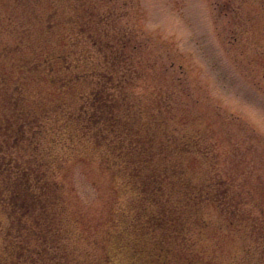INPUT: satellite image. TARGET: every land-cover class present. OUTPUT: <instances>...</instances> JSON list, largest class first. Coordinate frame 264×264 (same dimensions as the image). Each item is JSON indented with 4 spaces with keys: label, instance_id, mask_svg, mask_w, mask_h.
Returning <instances> with one entry per match:
<instances>
[{
    "label": "trees",
    "instance_id": "1",
    "mask_svg": "<svg viewBox=\"0 0 264 264\" xmlns=\"http://www.w3.org/2000/svg\"><path fill=\"white\" fill-rule=\"evenodd\" d=\"M237 1L212 2L227 44L238 37L233 22L220 20H239ZM107 2L0 0V207L7 218L0 264H208L187 239L211 229L206 205L221 226L245 235L253 264H264V162L245 161L244 126L234 137L226 119L218 133L215 125L191 132L192 118L177 114L194 107L175 92L139 96L140 83L156 84L159 73L150 61L142 65L135 34L115 30ZM55 29L57 49L42 48ZM30 77L54 92L31 97ZM65 161L97 167L117 186L109 216L116 228L107 236L113 254L103 263H84L69 244Z\"/></svg>",
    "mask_w": 264,
    "mask_h": 264
},
{
    "label": "rangeland",
    "instance_id": "2",
    "mask_svg": "<svg viewBox=\"0 0 264 264\" xmlns=\"http://www.w3.org/2000/svg\"><path fill=\"white\" fill-rule=\"evenodd\" d=\"M109 1L104 5V13L113 18V27L120 34H135L143 43L138 54L142 65L152 62L161 79L156 84L142 81L137 94L148 99V93L154 89L175 92L181 100L178 102L194 107L193 112L177 114L192 118L184 126L191 132L207 128L210 131L213 125L218 127V133L224 119V128H229L231 136L237 133V124L244 126L241 137L245 161L264 162V0H238L239 20H220L224 26L233 22L238 40L231 44L220 36L219 22L213 14L214 0ZM55 32L56 29L45 35L42 48L48 45V49H57L50 41ZM4 38L10 39L7 35ZM143 70L147 78L151 70ZM26 86L31 97L35 91L51 94L53 90L45 80L32 77ZM184 92L190 93L193 101L183 97ZM232 121L234 124H230ZM60 167L69 212V244L72 243L75 255L83 254L84 263L102 261L106 252L113 254L107 236L116 228V218L111 223L109 216L115 202L112 192H116L117 186L112 184L109 174L80 161H65ZM113 207L120 208L117 203ZM203 219L211 229L200 235L193 230L187 235L193 250L203 254L202 259L208 264H253L247 256L249 246L242 232L221 226L211 205L204 207ZM6 224L0 207V248Z\"/></svg>",
    "mask_w": 264,
    "mask_h": 264
}]
</instances>
